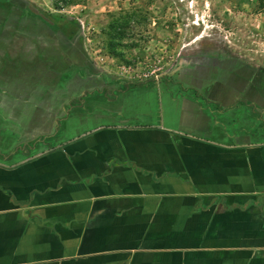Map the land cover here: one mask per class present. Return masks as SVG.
<instances>
[{
	"label": "crops",
	"instance_id": "1",
	"mask_svg": "<svg viewBox=\"0 0 264 264\" xmlns=\"http://www.w3.org/2000/svg\"><path fill=\"white\" fill-rule=\"evenodd\" d=\"M55 41L0 33V264H264L259 87L112 81Z\"/></svg>",
	"mask_w": 264,
	"mask_h": 264
},
{
	"label": "rangeland",
	"instance_id": "2",
	"mask_svg": "<svg viewBox=\"0 0 264 264\" xmlns=\"http://www.w3.org/2000/svg\"><path fill=\"white\" fill-rule=\"evenodd\" d=\"M4 32L50 34L70 67L112 81L254 84L264 98V0H0Z\"/></svg>",
	"mask_w": 264,
	"mask_h": 264
},
{
	"label": "trees",
	"instance_id": "3",
	"mask_svg": "<svg viewBox=\"0 0 264 264\" xmlns=\"http://www.w3.org/2000/svg\"><path fill=\"white\" fill-rule=\"evenodd\" d=\"M71 0H53V4L56 8H61L64 5L69 4ZM28 145H25V147H27Z\"/></svg>",
	"mask_w": 264,
	"mask_h": 264
}]
</instances>
